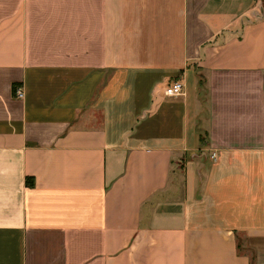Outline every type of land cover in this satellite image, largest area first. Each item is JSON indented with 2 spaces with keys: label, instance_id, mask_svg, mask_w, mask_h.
<instances>
[{
  "label": "crops",
  "instance_id": "crops-1",
  "mask_svg": "<svg viewBox=\"0 0 264 264\" xmlns=\"http://www.w3.org/2000/svg\"><path fill=\"white\" fill-rule=\"evenodd\" d=\"M0 264H264L263 0H0Z\"/></svg>",
  "mask_w": 264,
  "mask_h": 264
},
{
  "label": "built area",
  "instance_id": "built-area-1",
  "mask_svg": "<svg viewBox=\"0 0 264 264\" xmlns=\"http://www.w3.org/2000/svg\"><path fill=\"white\" fill-rule=\"evenodd\" d=\"M183 91L184 84L181 81H176L167 88L166 93L170 96H179L183 94ZM18 95L20 97L23 96V91L21 88L18 90Z\"/></svg>",
  "mask_w": 264,
  "mask_h": 264
},
{
  "label": "rangeland",
  "instance_id": "rangeland-1",
  "mask_svg": "<svg viewBox=\"0 0 264 264\" xmlns=\"http://www.w3.org/2000/svg\"><path fill=\"white\" fill-rule=\"evenodd\" d=\"M184 162H185V160H183ZM183 163V162H182ZM244 239V238H243ZM242 239V242H241V244L243 245V249L245 250V249H247L246 247H245V242H244V240ZM246 251V250H245Z\"/></svg>",
  "mask_w": 264,
  "mask_h": 264
},
{
  "label": "trees",
  "instance_id": "trees-1",
  "mask_svg": "<svg viewBox=\"0 0 264 264\" xmlns=\"http://www.w3.org/2000/svg\"><path fill=\"white\" fill-rule=\"evenodd\" d=\"M263 2H264V0H263ZM14 90H16V85H15ZM28 183H29V185L31 184L30 179L28 180Z\"/></svg>",
  "mask_w": 264,
  "mask_h": 264
}]
</instances>
